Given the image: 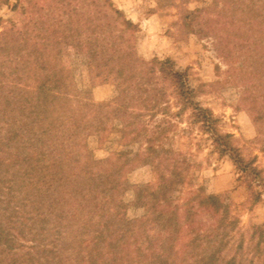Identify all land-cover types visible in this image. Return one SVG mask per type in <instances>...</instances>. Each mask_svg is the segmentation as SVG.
<instances>
[{"label": "trees", "instance_id": "obj_1", "mask_svg": "<svg viewBox=\"0 0 264 264\" xmlns=\"http://www.w3.org/2000/svg\"><path fill=\"white\" fill-rule=\"evenodd\" d=\"M22 1L26 8L18 17L21 25L11 24L0 32V257L4 253L0 264H19L7 254L24 243L32 244L24 264H264V235L254 227H243L237 213L252 211L262 202L264 167L256 153L244 154L233 135L216 128L218 118L211 113L203 126L220 157L231 156L237 178L246 186V200L238 207L207 195L203 186L192 189L199 164H191L181 154L174 157L170 149L174 138L179 140L174 136L183 135L184 130L174 124L150 130L147 123H139L140 113L134 116L113 104L85 103L79 109L91 110L105 120L122 116V138L138 146L131 158L119 156L92 169L81 167L74 158L79 143L73 140L95 119L71 121L60 177L49 185L38 177L39 115L68 113L65 102L71 101L29 88L28 51L36 48L42 54L61 55L63 41L70 40L88 63L113 59L120 64L128 60L133 34L128 20L110 0H51L48 8L57 13L54 18L32 16L28 8L33 2ZM180 25L199 39L209 38L232 50L227 78L200 84L198 95L210 96V88L219 86L240 87L241 104L236 110L248 113L256 126L264 123V95L259 93L264 88V0H246L244 14H237L228 0H213L205 13L185 11ZM135 85L151 94L148 111L157 109V87L136 81ZM181 100L178 97L177 103ZM182 109L178 117L186 114L187 101ZM260 143L259 137L249 142ZM146 157L156 161L155 181L137 196L141 204L146 201L151 206L152 215L135 221L112 242H100L101 229L110 220L124 217L127 210L122 187L105 166L130 172ZM177 185L187 189L178 191L181 203L174 208L168 194Z\"/></svg>", "mask_w": 264, "mask_h": 264}, {"label": "rangeland", "instance_id": "obj_2", "mask_svg": "<svg viewBox=\"0 0 264 264\" xmlns=\"http://www.w3.org/2000/svg\"><path fill=\"white\" fill-rule=\"evenodd\" d=\"M50 1L31 0L34 5L28 8L31 10L30 14H49L51 18L56 17L57 13H52L48 8ZM183 1L186 0H110L128 20L133 34L127 49V62L119 64L113 59H105L98 63H88L70 40H64V52L61 55L42 54L38 49L30 48L27 83L32 90H44L58 97L68 96V92L76 88L78 95L70 97L97 103L110 102L116 107L130 110L134 116L140 113L142 116L139 123H147L150 130L159 124L177 125L184 133L174 136H179V140L178 137L174 138L173 147L170 146L173 156L181 154L191 164H199V168L195 170L197 181L192 183V189L203 186L207 195L224 204L238 207L246 200V186L238 180L231 156L225 154L220 157L211 133L203 126L206 125L207 113L218 118L216 128L233 135L236 147L245 150L244 154H259L263 143L250 145L252 139L249 138L248 119L236 118L237 113L244 112L236 110L241 104L240 87L219 86L216 90L210 88L213 93L210 96L198 95L197 88L200 84H210L227 78V60L232 55V50L215 45L209 38L199 39L191 30L181 28L185 11L201 10L205 13L213 0ZM228 1L234 5L237 14H244L246 0ZM23 8L26 6L22 0H0V32L11 24L21 25L18 24V17ZM30 14L28 12L29 16ZM63 56L67 57V61L60 64L58 60ZM67 67L71 72L63 73ZM138 70L140 73H137ZM135 81L147 82L157 87V109L148 111L151 94L139 90ZM259 93L264 95V88ZM178 97H182L179 103ZM186 101L187 112L178 117L177 113L183 110ZM260 102L262 100H258ZM65 104L68 113L39 115L41 145L37 155V175L46 185L57 180L62 173L61 162L66 155L64 146L67 145L69 137L67 126L71 121L89 123L95 119L90 127L81 130L73 140L75 144L79 143L74 158L83 168L92 169L100 162L111 161L119 156L131 158L138 151L136 144L122 138L125 128L122 116L115 115L105 120L101 116H95L91 110L79 109L82 105L74 101H67ZM246 114L253 123L250 115ZM256 128L263 133L264 123L260 122ZM150 133L152 132L148 134ZM167 142L168 140L165 148L168 147ZM258 163L264 167L262 159H258ZM155 168L156 161L150 157L143 158L138 167L130 172L112 165L105 166L109 170V176L120 183L127 210L124 217L110 220L101 229L98 233L100 242H112L135 221L152 215L151 206L146 201L141 204L143 200L137 196V192L154 183ZM180 189L185 190L187 186L177 185L168 194L174 208H178L181 203L178 192ZM237 213L240 214L243 227H254L264 235V207L255 212L240 210ZM31 245L24 243L21 248L7 254V257L24 264ZM7 257L5 255V259ZM1 258H4V253Z\"/></svg>", "mask_w": 264, "mask_h": 264}, {"label": "crops", "instance_id": "obj_3", "mask_svg": "<svg viewBox=\"0 0 264 264\" xmlns=\"http://www.w3.org/2000/svg\"><path fill=\"white\" fill-rule=\"evenodd\" d=\"M137 18V17H136ZM67 58V57H66ZM66 58H64V56L62 57V58H59V60H58V62L61 64V62H66L67 61V59ZM69 67H67L66 69H64V71H63V73H70L71 71H69V69H68ZM75 75H77L76 73H74ZM78 93V90L76 89V88H73L72 89V91L70 90L69 92H68V96L67 95H65V96H61L60 95V97H62V98H66V99H69L70 101H74L75 103H77V104H79L80 106L81 105H83V104H85V103H87V104H112V103H102V102H99V103H97V102H92V101H87V100H78V99H76V98H72V97H70V96H76V94ZM52 94V93H51ZM78 95V94H77ZM56 96H58V95H56ZM82 110V109H81ZM83 111H85V110H83ZM247 118L248 119V130H249V132H250V135H249V138L250 139H255V138H257V137H259V136H262L261 137V139H262V145H263V149H264V132L262 133V135H260L259 134V131L257 130V128H256V126L251 122V120L249 119V117L247 116V114L245 113V112H239V113H237V116H236V118L238 119V120H241V118ZM125 129V128H124ZM258 156H259V158L258 159H262L263 161H264V153H259V154H257ZM261 207L263 208L264 207V196H263V198H262V202L260 203V204H258L254 209H253V211L255 212V211H258V210H260L261 209Z\"/></svg>", "mask_w": 264, "mask_h": 264}]
</instances>
